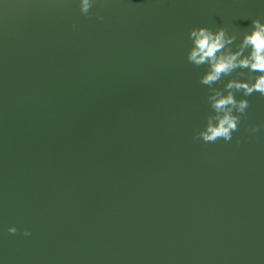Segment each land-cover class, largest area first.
Instances as JSON below:
<instances>
[{
	"label": "water",
	"instance_id": "95a60500",
	"mask_svg": "<svg viewBox=\"0 0 264 264\" xmlns=\"http://www.w3.org/2000/svg\"><path fill=\"white\" fill-rule=\"evenodd\" d=\"M91 12L104 19L73 0H0L3 264H264V127L247 131L264 96L231 141L205 143L203 68L186 60L190 27L241 31L264 5Z\"/></svg>",
	"mask_w": 264,
	"mask_h": 264
},
{
	"label": "clouds",
	"instance_id": "9594fccd",
	"mask_svg": "<svg viewBox=\"0 0 264 264\" xmlns=\"http://www.w3.org/2000/svg\"><path fill=\"white\" fill-rule=\"evenodd\" d=\"M101 2L103 0H73L82 15H95L99 21L104 17L92 13L91 9ZM258 3L264 5V0ZM250 20L248 27L241 31H231L223 25H198L187 31L186 60L203 68L198 80L207 90L205 99L209 111L204 116L203 126L195 133V138L205 143L221 138L231 141L241 116L249 108L248 97L254 93L264 96V14ZM72 28L77 30V25L73 23ZM261 127L264 125L253 124L247 131L256 133ZM17 231L15 225H8V233ZM22 234L31 235L28 229ZM0 264H3L2 259Z\"/></svg>",
	"mask_w": 264,
	"mask_h": 264
}]
</instances>
